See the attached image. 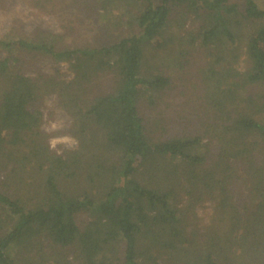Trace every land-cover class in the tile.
<instances>
[{
	"label": "trees",
	"instance_id": "trees-1",
	"mask_svg": "<svg viewBox=\"0 0 264 264\" xmlns=\"http://www.w3.org/2000/svg\"><path fill=\"white\" fill-rule=\"evenodd\" d=\"M88 3L70 0L79 13L96 10L98 25L127 33L91 46L41 29L0 40L7 49L0 167L11 178L0 179V264H33L28 254L47 245L71 248L70 259L67 250L54 264H264V7L258 0ZM183 44L214 57L199 85L206 120L183 129L163 120L154 136L142 104L156 112L171 80L146 58L163 48L179 62ZM43 56L66 62L70 75L42 72ZM50 92L80 135L78 148L62 154L49 149L34 106ZM182 192L188 208L177 206ZM204 200L213 206L201 235L190 223ZM79 213L89 217L82 225ZM43 256L35 264H46Z\"/></svg>",
	"mask_w": 264,
	"mask_h": 264
},
{
	"label": "rangeland",
	"instance_id": "rangeland-1",
	"mask_svg": "<svg viewBox=\"0 0 264 264\" xmlns=\"http://www.w3.org/2000/svg\"><path fill=\"white\" fill-rule=\"evenodd\" d=\"M91 7H96L94 0H89ZM258 4L264 7V0H258ZM70 0H0V40H5L12 36L29 35L32 31L37 29L50 31L53 33H59L63 37V43L65 44H80V45H94L97 42H105L110 40L109 33H127V28H121L116 31L108 30V27L101 23V26L96 22L95 16L96 10L91 16V8H88L87 12L90 15L79 13V10L70 6ZM94 5V6H93ZM85 11V9H84ZM106 24V23H105ZM189 24V20L186 21ZM104 27H103V26ZM182 29V27H181ZM174 26L172 31L181 30ZM182 31V30H181ZM186 50L185 56L180 58L178 62L163 48L155 49L147 55V61L149 64L160 67L165 73L170 76V85L166 87L165 93L162 98L164 102L156 105L157 111L153 112V107H146L143 105L142 111L146 117L153 123L150 130L156 135L161 133L159 128L163 120L170 122L174 119V126L179 128L192 127V125H200L206 120L203 118L202 100L200 101L199 95L202 93L199 85L201 84L202 75L201 70L207 65L209 61H213L214 57L209 56L206 49L200 47H191L182 45ZM182 49V47H180ZM171 51L172 50H168ZM7 55V49L0 45V59ZM177 55V53H176ZM242 56H239V62ZM231 60V59H230ZM38 67L42 72L52 73L56 69H59L63 74V77L70 75L69 67L66 62H55L54 60L47 58L46 56L38 59ZM232 66H236L234 63ZM28 73L32 74L33 69H29ZM169 97V98H168ZM161 99V98H160ZM171 99L173 106L169 108L166 100ZM144 101V100H143ZM41 112V130L45 135V140L49 149L57 154H62L65 150H71L78 148L80 135L77 131V126H73V119L65 109L60 105L59 98L56 94L43 93L37 99L35 105ZM199 107V108H198ZM200 112L201 116L200 117ZM199 115L195 116V115ZM158 121V124L156 122ZM203 133V132H201ZM10 164L7 165L9 170ZM30 173V169H27ZM7 171L0 167V179L10 182L11 178L6 176ZM27 174V173H25ZM23 174V176L25 175ZM33 175H38L37 172H32ZM27 178V176H25ZM160 176L155 177L158 179ZM159 180V179H158ZM31 178H27L26 182L29 183ZM16 185V184H15ZM30 187L25 185H18V190L21 194L27 188H34L33 184ZM241 191L234 189L233 194L236 199L242 198L243 190L242 186H239ZM13 189V188H11ZM188 196L179 193L177 206L188 208ZM213 204L208 200L197 202L193 212L198 217V221L190 223V228L197 231L199 234H206V225L209 223ZM192 213V211H191ZM209 213V214H208ZM209 217H208V215ZM190 216V214L188 215ZM80 225L86 220H89L87 213H79L76 216ZM68 259L71 258V248L57 249V251L47 245L43 248V251H33L29 255V258L33 264L40 259L41 253L44 254L43 259L46 264H54L55 259L60 258V255H66ZM22 255V254H21ZM31 256V257H30Z\"/></svg>",
	"mask_w": 264,
	"mask_h": 264
}]
</instances>
